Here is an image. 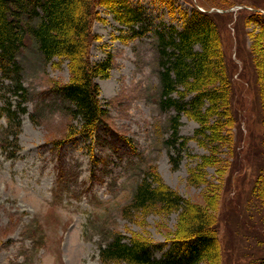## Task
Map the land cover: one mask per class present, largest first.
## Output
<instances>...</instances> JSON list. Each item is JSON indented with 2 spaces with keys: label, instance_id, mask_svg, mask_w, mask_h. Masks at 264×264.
Here are the masks:
<instances>
[{
  "label": "rangeland",
  "instance_id": "obj_1",
  "mask_svg": "<svg viewBox=\"0 0 264 264\" xmlns=\"http://www.w3.org/2000/svg\"><path fill=\"white\" fill-rule=\"evenodd\" d=\"M109 1L140 12L137 35L115 19ZM194 11L218 26L232 119L222 136L204 138L182 114L174 146L177 111L160 104V35L183 31ZM96 12L90 58L109 59L111 68L108 78L96 80L108 114L90 137L79 132L73 106L53 91L71 80L67 61L47 62L31 42L18 56L27 93L18 131H8L0 113V264H106L100 251L118 235L155 244L153 257L164 258L171 241L183 236L180 212L124 211L153 171L214 217L220 247L214 264H258L264 258V0H102ZM9 82L0 79V108L9 100L17 106ZM9 132L10 144L18 132L13 158L7 155L13 149L1 146ZM172 157L180 160L177 168Z\"/></svg>",
  "mask_w": 264,
  "mask_h": 264
},
{
  "label": "trees",
  "instance_id": "obj_2",
  "mask_svg": "<svg viewBox=\"0 0 264 264\" xmlns=\"http://www.w3.org/2000/svg\"><path fill=\"white\" fill-rule=\"evenodd\" d=\"M100 3L102 0H0V79L10 81V92L17 97L14 109L10 100L0 108L1 115L9 121L6 131L16 127L18 131L21 126L19 114L26 111L23 104L27 93L21 82L18 56L26 49L27 42L34 44L47 62L58 58L69 64L70 82L57 85L53 91L73 106V116L79 118L82 125L79 132L90 137L104 125L108 113L96 80L109 77L111 63L109 59L94 63L90 58L91 44L95 40L92 28ZM109 3L111 1L105 3L106 7ZM124 3L118 2L115 7L108 5L107 8L120 24L134 31L141 14ZM186 20L183 31L173 33L169 38L160 35V104L163 109L177 111L172 122L174 146L178 141L182 114L199 124L196 134L204 138L220 137L224 128L230 127L232 119L231 82L218 26L212 17L198 11ZM212 116H215L214 122L210 120ZM10 133L1 146L4 151L11 147L13 151L7 155L13 158L18 152L15 138L18 132L13 134V144L7 142ZM186 143L184 140L180 144L185 146ZM172 161L177 168L180 160L172 157ZM262 185L264 187V177ZM260 189L261 185L259 193ZM160 209L168 213L180 212L183 227L182 238L171 241V250L164 258L153 257L155 244L135 238L125 242L124 236L118 235L101 249L102 260L106 264L217 262L220 247L214 217L166 187L153 171L143 176L132 202L124 211L131 215ZM258 264H264V258Z\"/></svg>",
  "mask_w": 264,
  "mask_h": 264
}]
</instances>
